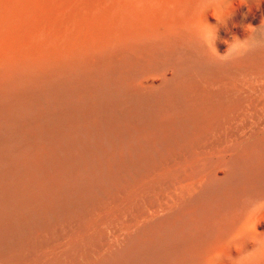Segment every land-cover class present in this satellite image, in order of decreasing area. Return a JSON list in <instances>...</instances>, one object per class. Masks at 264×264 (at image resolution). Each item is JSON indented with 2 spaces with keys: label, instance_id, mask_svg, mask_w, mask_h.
Segmentation results:
<instances>
[{
  "label": "bare ground",
  "instance_id": "6f19581e",
  "mask_svg": "<svg viewBox=\"0 0 264 264\" xmlns=\"http://www.w3.org/2000/svg\"><path fill=\"white\" fill-rule=\"evenodd\" d=\"M258 201L264 0H0V264H264Z\"/></svg>",
  "mask_w": 264,
  "mask_h": 264
},
{
  "label": "clouds",
  "instance_id": "9594fccd",
  "mask_svg": "<svg viewBox=\"0 0 264 264\" xmlns=\"http://www.w3.org/2000/svg\"><path fill=\"white\" fill-rule=\"evenodd\" d=\"M216 20H218V17H215ZM253 208H261L264 209V201H258L256 205L253 206ZM217 259H221V257H217ZM234 264H250L249 261H247L244 257L239 256L238 258H233ZM231 264V262H230Z\"/></svg>",
  "mask_w": 264,
  "mask_h": 264
}]
</instances>
